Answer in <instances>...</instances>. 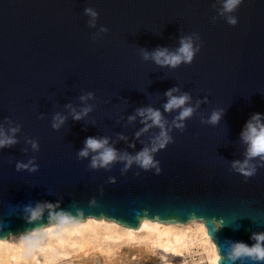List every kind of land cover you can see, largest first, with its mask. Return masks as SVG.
<instances>
[{"label":"water","instance_id":"water-1","mask_svg":"<svg viewBox=\"0 0 264 264\" xmlns=\"http://www.w3.org/2000/svg\"><path fill=\"white\" fill-rule=\"evenodd\" d=\"M213 2L0 0V122L7 117L22 126L20 143L0 149V221L13 232L22 230L25 222L17 215L24 204L62 199L65 208L75 203L86 212L103 211L133 223L135 210L178 215L194 209L224 219L228 226L218 233L213 228L222 247L226 238L251 244V232L264 231V168L247 182L229 170L231 160L242 158L243 125L251 114H264V0H245L235 13V27L223 19L211 22L217 15ZM86 7L99 13L96 29L87 27ZM100 26L109 31L94 42ZM192 32L203 46L190 65L159 68L140 55L141 48L174 49L179 36ZM172 87L189 92L193 103L205 97L208 103L186 121L183 133L174 130L175 142L157 154L161 175L141 171L136 177L133 166L121 176L119 164L110 172L92 171L88 160L77 159L89 136L115 140L123 133L131 142L142 125L139 118L127 124V117L138 107L161 108ZM86 92L95 94L88 101L93 112L82 121L69 116L53 130L52 116L67 115L69 103L79 110L78 98ZM214 109H224L220 123L202 124L201 116L207 119ZM149 135L141 139L147 142ZM25 136L38 140L39 152L31 151ZM25 147L27 154L21 151ZM141 147L137 141L136 150ZM32 155L39 171L17 172L15 162ZM109 176L117 183L108 184ZM93 196L100 207L88 209Z\"/></svg>","mask_w":264,"mask_h":264},{"label":"clouds","instance_id":"clouds-1","mask_svg":"<svg viewBox=\"0 0 264 264\" xmlns=\"http://www.w3.org/2000/svg\"><path fill=\"white\" fill-rule=\"evenodd\" d=\"M244 2L214 0L212 7L217 15L211 22L214 24L217 19H223L235 27L238 24L235 13ZM83 14L88 17L87 27L96 29L99 19L96 9L86 7ZM108 31L106 26H100L92 40L101 39ZM202 46L199 34L192 32L179 36L178 47L174 49L158 46L149 52L141 48L140 55L144 61L150 60L159 68L177 69L192 64ZM164 96L167 99L161 105L162 110L147 105L136 108L127 117V124H134L139 118L142 125L131 142L123 133H117L115 140L106 135L89 136L83 141V147L76 151L77 159L88 160V168L92 171L110 172L119 164L121 176L127 175L133 166L138 169L134 173L136 177L141 171L161 175L163 170L156 159L157 154L175 142L173 131L183 133L186 121L193 118L202 104L208 103L207 97L193 103L192 95L181 91L180 87L168 89ZM78 99L79 110L69 103L64 106L69 110L67 115L56 112L52 116L53 130L59 131L69 116L74 121H82L93 112L95 105L88 103L96 99L93 92L83 93ZM165 114L172 115L171 120ZM223 114L224 109H214L207 119L201 116V123L217 126ZM38 118L44 119V114ZM21 129L20 124L5 117L0 122V149L19 144ZM148 133L152 135L145 142L141 138ZM239 140L244 146L242 158L231 160L229 170L247 182L264 168V114L250 115L239 133ZM120 141L134 151L117 148ZM137 141L142 145L138 151ZM24 143L30 145L33 153L39 152L38 140L25 136ZM21 151L27 154L29 149L25 147ZM15 170L36 173L39 171L36 156L32 155L27 162L17 160ZM106 182L116 184L117 179L109 176ZM99 194L103 196V186ZM62 205V199L24 204L17 216L25 222V227L15 232L5 221H0V264H264V231L251 232V244L226 238L222 247L213 228L218 233L228 226L224 219L215 216L209 219L194 209L178 215L135 210L133 223L103 211L99 214L86 212L75 203L67 208ZM99 207L97 198L91 197L87 208Z\"/></svg>","mask_w":264,"mask_h":264}]
</instances>
